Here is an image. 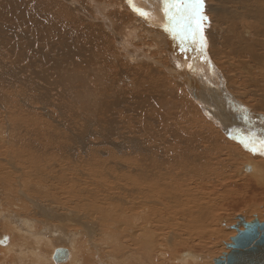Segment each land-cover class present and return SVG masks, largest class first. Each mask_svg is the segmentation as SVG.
<instances>
[{
    "label": "bare ground",
    "instance_id": "bare-ground-1",
    "mask_svg": "<svg viewBox=\"0 0 264 264\" xmlns=\"http://www.w3.org/2000/svg\"><path fill=\"white\" fill-rule=\"evenodd\" d=\"M59 1L57 22L55 0H14L0 62V264H213L224 229L253 219L225 221L214 187L254 181L264 200V0H204L206 47L190 0L167 15L161 0ZM174 101L193 115L169 124Z\"/></svg>",
    "mask_w": 264,
    "mask_h": 264
},
{
    "label": "rangeland",
    "instance_id": "rangeland-1",
    "mask_svg": "<svg viewBox=\"0 0 264 264\" xmlns=\"http://www.w3.org/2000/svg\"><path fill=\"white\" fill-rule=\"evenodd\" d=\"M56 1V5H54V4H52L53 5V7H52V5H51V7L49 6V8L50 9H47V15H50L51 17H56V18H58V19H60V20H58L57 21V19H56V21L57 22H59V21H61V20H63L64 18L62 17V14H64V12L62 13V11H60V10H62L61 8H60V6L62 5V2L61 1H59V0H55ZM36 2V1H35ZM12 3H14V0H0V19H1V21H0V27L2 26H4V28L6 27V32L5 31H3V33L1 34V37H0V62H3V64H5L4 65V67L8 64V61H11L12 60V57L9 59L8 58V56H10V55H12L11 54V48L9 49V45H16V44H14L15 43V41L13 42V41H9V36L11 35V34H9V33H12L15 29H14V21H11V20H15V8L17 9V8H19L18 6H16L15 7V3H14V6H12ZM37 3V2H36ZM204 5H205V2L203 3ZM57 6V7H56ZM13 7V8H12ZM37 7H38V3H37ZM204 7V6H203ZM51 8L53 9V10H51ZM56 8H58V10H56ZM42 10V9H41ZM13 11V12H12ZM46 10H44V11H40V13H39V11L37 12H30V14H31V17H40V15L43 13V12H45ZM54 11H55V13H54ZM57 11V12H56ZM52 12V13H51ZM58 12H60V14H58ZM35 13H37V14H35ZM54 13V14H53ZM203 13H204V10H203ZM52 14H53V16H52ZM56 15V16H55ZM119 15H120V13H119ZM10 16L12 17H14V19H11L10 18ZM4 17H5V20H4ZM12 17V18H13ZM61 17V18H60ZM7 19V20H6ZM2 20H4V21H2ZM10 21V22H9ZM14 22V23H13ZM6 23H9V24H6ZM8 26H10L11 28H9V29H7L8 28ZM8 31V32H7ZM27 36H29V35H27ZM2 40V41H1ZM12 40V39H11ZM26 41V40H25ZM25 41H23V40H20V42L19 43H22V42H25ZM18 43V44H19ZM17 44V45H18ZM12 49H13V47H12ZM2 55V56H1ZM8 58V59H7ZM5 62V63H4ZM3 66H2V73H4V72H6L5 71V68H4ZM21 69V68H20ZM7 70V69H6ZM18 70V69H17ZM4 71V72H3ZM21 71V70H20ZM235 73V72H234ZM20 74H23L24 75V82H26V83H28L29 84V82H28V80H29V72L28 71H22ZM235 74H237V72L235 73ZM231 75H232V73H231ZM9 75L8 74H5L4 75V78L0 81L1 82V84L2 85H4V86H6L9 82H6L5 84H4V81L5 80H7V79H9V78H11L10 76L8 77ZM90 77H91V75H89ZM242 80H243V77H242V79L241 80H238V85H240L241 83H242ZM101 82L102 81H93V87L95 88V86H97V88L101 85ZM250 83H248V85H249ZM255 84H256V82H255ZM77 85H81L79 82H76L75 83V86H77ZM4 86H3V88H4ZM21 86H23V85H21ZM21 88V87H20ZM249 88V87H248ZM22 90H24V92L26 93V95L28 96V93H31V91H30V85H28V86H26V87H23L22 88ZM251 91V90H250ZM28 92V93H27ZM240 93H239V95H242V98L244 99V101L247 103L248 102V105L249 106H253V105H258L257 103V100H258V97H256V96H254V97H256V98H252V97H249L248 95V97H245L246 96V94H244V92L245 91H239ZM246 93V92H245ZM247 98V99H246ZM66 102V101H65ZM87 102V101H86ZM174 102H176V108H171V105H172V103H169L168 104V110H170V111H168L169 113H171V114H169L168 115V117H167V122L169 123V124H171V123H173V122H176V120L175 119H177V118H179V117H181V116H186V117H188L189 115H193L192 114V112H190L189 114H185L180 108H181V106H179L178 105V103H177V101H174ZM245 103V105H247ZM79 105H82V104H79ZM183 108L184 109H187L186 107H185V105L183 106ZM74 109V111L77 113V114H80V111L78 110V109H76V108H73ZM73 109H72V111H73ZM89 113H91V111H88ZM174 113H178L179 115H177V116H174ZM31 114H33V113H30V114H26V115H31ZM26 115H24V116H26ZM53 115V114H52ZM171 118V119H170ZM170 119V120H169ZM171 122V123H170ZM191 124L192 125H194V122L191 120ZM190 128V127H189ZM191 129V128H190ZM231 171V169L230 168H228L227 169V171L225 172L227 175H232V173L230 172ZM232 180L234 181L235 180V178H232ZM226 183V184H225ZM229 183V184H228ZM246 183V184H245ZM225 184V185H224ZM228 184V185H227ZM223 186V187H222ZM244 186V187H243ZM217 188H215L214 187V189L216 190L215 192L217 193V196L220 198V197H222V198H220L221 199V201L222 202H229V203H231V204H229V205H225V206H223V209H225V210H222V211H220V216L223 218V219H225V221H233V219H235L236 218V216H237V214L238 215H240L241 217H242V214L241 213H244L243 215H244V217H246L245 215H247V216H249V215H252L251 217H253V219H255V216H257L256 214H260L261 216L263 215V218L261 217V220H262V222L261 223H263L264 222V206H263V201L261 200V196L259 195L260 193H261V190L257 187V185L254 183V181H250V180H242V181H235V183H232V182H225V180L223 181V183L222 182H219V185H217L216 186ZM232 187V188H231ZM219 188V190L217 191V189ZM214 189H213V191H214ZM230 191H234V192H230ZM219 192V193H218ZM229 200V201H228ZM230 206V207H229ZM257 207V209H256V207ZM261 207V208H260ZM255 208V209H254ZM254 209V210H253ZM246 210H247V212H246ZM255 210H257V212L255 213V212H252V211H255ZM229 212V213H228ZM250 212V213H249ZM228 213V214H227ZM255 215V216H254ZM227 216V217H226ZM231 217V218H230ZM228 218H230V219H228ZM228 219V220H227ZM243 219V218H242ZM253 219L251 220V221H253ZM224 230H226V233L225 232H223L224 234H228L230 231H231V228H229V229H224ZM223 230V231H224ZM230 230V231H229ZM233 231V230H232ZM221 234L220 236H219V242L217 241L216 243L217 244H215V246L216 247H214V250H213V252H212V259L214 260V259H216V258H218V256L219 257H221L226 251L228 252L229 250L227 249V247H226V243L227 244H230L231 242H230V239H231V236H227L226 237V239H225V237H223V235L224 234ZM236 236V235H235ZM221 238H222V240H223V238H224V240L225 241H227L226 243H225V241L223 240H221ZM221 240V241H220ZM220 244V245H219ZM224 245V246H223ZM222 250H221V249ZM216 249V250H215ZM226 249V250H225ZM226 252V253H227ZM217 253V254H216ZM219 253V254H218ZM214 256V257H213ZM216 257V258H215ZM214 264V263H213Z\"/></svg>",
    "mask_w": 264,
    "mask_h": 264
},
{
    "label": "water",
    "instance_id": "water-1",
    "mask_svg": "<svg viewBox=\"0 0 264 264\" xmlns=\"http://www.w3.org/2000/svg\"><path fill=\"white\" fill-rule=\"evenodd\" d=\"M242 226L243 231L237 229L231 243L226 244L229 251L214 259V264H264V223L254 220L243 222ZM67 257L66 249H57L52 259L54 263H62Z\"/></svg>",
    "mask_w": 264,
    "mask_h": 264
},
{
    "label": "snow or ice",
    "instance_id": "snow-or-ice-1",
    "mask_svg": "<svg viewBox=\"0 0 264 264\" xmlns=\"http://www.w3.org/2000/svg\"><path fill=\"white\" fill-rule=\"evenodd\" d=\"M203 3L204 0H190V3L186 5H182L180 10L184 15H186L189 21V27L191 28L192 24L195 25V28L192 32L193 38L199 36V44L201 47H206V41L204 40L202 30L204 23L207 21V17L203 15ZM162 11H164L165 15H167L168 10L173 7H177L176 3L173 0H161ZM136 10V9H134ZM139 12V10H136ZM140 15L149 18L150 14L139 12ZM261 145H264V140L259 142ZM253 151H255L253 149ZM262 155H264V148L260 149Z\"/></svg>",
    "mask_w": 264,
    "mask_h": 264
}]
</instances>
